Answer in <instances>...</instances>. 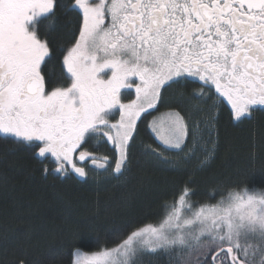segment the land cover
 I'll return each instance as SVG.
<instances>
[{
    "label": "snow or ice",
    "instance_id": "6c2138e0",
    "mask_svg": "<svg viewBox=\"0 0 264 264\" xmlns=\"http://www.w3.org/2000/svg\"><path fill=\"white\" fill-rule=\"evenodd\" d=\"M55 7L56 0H0V133L40 142L39 155L54 156L57 172L86 177L78 163H90L122 174L136 122L181 79L214 87L238 120L264 106V0H74L82 21L63 56L71 82L50 88L42 69L50 49L35 25ZM133 87L136 98L121 103V90ZM149 127L165 151H184L200 126L168 111ZM93 134L111 143L114 161L85 149ZM190 194L185 188L159 223L132 228L116 245L77 251L74 264H140L160 252L175 264H264V189L197 206Z\"/></svg>",
    "mask_w": 264,
    "mask_h": 264
},
{
    "label": "trees",
    "instance_id": "16d2710c",
    "mask_svg": "<svg viewBox=\"0 0 264 264\" xmlns=\"http://www.w3.org/2000/svg\"><path fill=\"white\" fill-rule=\"evenodd\" d=\"M73 5L74 0H56L54 15L35 25L50 49L42 66L46 80L52 77L50 88L71 82L63 56L78 38L82 21ZM181 84L167 86L158 108L137 121L122 174L88 173L83 179L46 174L37 146L0 133V264H73L79 250L112 247L132 228L159 223L165 206L170 208L185 188L193 206L215 204L229 191L264 189V112L235 124L203 85ZM163 111H178L201 124L197 154L183 159L195 138L184 151H165L153 137L149 125ZM86 146L116 159L111 143L97 134ZM149 146L173 161L151 155ZM140 264L175 261L160 252L143 256Z\"/></svg>",
    "mask_w": 264,
    "mask_h": 264
},
{
    "label": "flooded vegetation",
    "instance_id": "af4514ba",
    "mask_svg": "<svg viewBox=\"0 0 264 264\" xmlns=\"http://www.w3.org/2000/svg\"><path fill=\"white\" fill-rule=\"evenodd\" d=\"M133 79L136 80V78H133ZM180 81H182L183 83L184 82H187V81H194V82H198L201 85H203L204 86L203 88L205 89V91L209 92V94L211 95V97H212L213 100H216L222 108L227 109L229 112H231L232 117H233V119L235 121V124L240 123V122H243L246 119H248V120L252 119V117L259 110L264 112V106H254V109L255 110L252 111L250 117L241 118V119L238 120V119H236L234 117V114H233V111L231 109V105L229 104V102L225 98L220 97L216 93L214 87L206 86L205 84H203V82H200L195 77H188L187 79H181ZM180 81L179 82H176V83H180L181 84ZM136 82H138V80H136ZM166 87L164 89H162V93L165 91ZM162 93H161V95H162ZM125 94H128L129 99H130L129 101L134 100L136 98L134 87L133 88H130V89H122L121 90V94H120L121 103H125V102H123V97H124ZM118 120H119V112L114 109L113 110V115L110 116V121L114 123V122H116ZM105 131H107V130H105ZM99 137L101 138V136L98 135V138ZM33 144H34V146H37L38 149L42 146V144L40 142H33ZM84 147H85V149L87 151L92 152L90 149L87 148L86 145ZM39 157H40L41 161L44 163L45 170H46V174L47 173H50V174H52L55 177H60L61 179H66V178H71V177H79V178H82L83 179V178L88 177V173H87V176L86 177H80L78 174L72 172L70 169L66 173L57 172L56 169L58 168V163L56 161V158L54 156H52L50 153H47V154H45L43 156L39 155ZM78 166L84 167L86 169V171H88L87 168L88 169H93V170L96 169V168H93L90 165V163H78Z\"/></svg>",
    "mask_w": 264,
    "mask_h": 264
},
{
    "label": "rangeland",
    "instance_id": "374dc122",
    "mask_svg": "<svg viewBox=\"0 0 264 264\" xmlns=\"http://www.w3.org/2000/svg\"><path fill=\"white\" fill-rule=\"evenodd\" d=\"M105 71H108V70H105ZM109 75H110V72H109ZM105 79L107 78V76H105L104 77ZM127 89H130V88H127ZM129 96H128V94H125L124 95V97H123V102H125V103H127V102H129ZM158 106H159V103H158V105H157V108H158ZM156 108V109H157ZM156 109H151V110H149L148 112H150V111H152V110H156ZM165 112H168V111H163V112H161V113H159L157 116H155L154 118H156V117H158V116H160L162 113H165ZM145 113H147V112H145ZM145 113H143V114H145ZM142 114V115H143ZM141 115V116H142ZM153 118V119H154ZM189 122H193V120H189ZM197 123V122H196ZM136 124H137V122H136ZM197 124H199V123H197ZM199 130L197 131V133H196V137H195V139H194V143H192V145H191V147H190V150H188L187 152H186V154H185V156H184V158L183 159H189V158H191V156H193V155H195V154H197V151H198V149H199V144H200V142H201V137L199 136V132L201 131V129H202V126H201V124H199ZM202 132V131H201ZM194 144V145H193ZM205 151L206 152H208V150H207V148L205 149ZM165 157V156H164ZM207 157H208V155H207ZM167 158V161L166 162H172L173 161V159L172 158H170V156H167L166 157ZM208 160V159H207ZM204 161V160H203ZM204 163H206V162H204ZM113 165V164H112ZM94 168V167H93ZM112 171V172H111ZM107 172H109V173H113V166H109L108 167V170L107 171H105V170H103V169H89L88 170V173H89V176H91V174H95V176H98V177H101L104 173H107ZM79 252H81V253H84V254H90V252H85V251H81V250H79ZM76 254H77V252H76ZM76 258V257H75ZM74 264V263H73Z\"/></svg>",
    "mask_w": 264,
    "mask_h": 264
}]
</instances>
